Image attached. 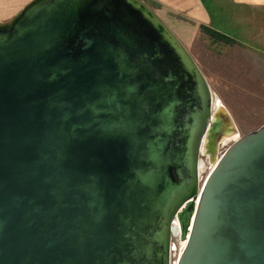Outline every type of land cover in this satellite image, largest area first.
<instances>
[{
	"label": "water",
	"instance_id": "95a60500",
	"mask_svg": "<svg viewBox=\"0 0 264 264\" xmlns=\"http://www.w3.org/2000/svg\"><path fill=\"white\" fill-rule=\"evenodd\" d=\"M217 103L146 0L0 21V264H264V123Z\"/></svg>",
	"mask_w": 264,
	"mask_h": 264
},
{
	"label": "rangeland",
	"instance_id": "374dc122",
	"mask_svg": "<svg viewBox=\"0 0 264 264\" xmlns=\"http://www.w3.org/2000/svg\"><path fill=\"white\" fill-rule=\"evenodd\" d=\"M30 1L0 0V21L11 19ZM165 17L204 71L214 100L223 103L232 113L239 134L243 135L261 126L264 123V58L251 46L256 41L262 44L264 33H261V38L254 31L242 34L247 36L248 41L243 42L249 46L224 44L214 41L183 15L168 14ZM232 142L233 137H229L220 145L218 158ZM201 158L205 163L201 175L203 179L208 177L218 159L212 162L210 155L205 152H202ZM173 243L172 264H175V238Z\"/></svg>",
	"mask_w": 264,
	"mask_h": 264
},
{
	"label": "crops",
	"instance_id": "0c3cea01",
	"mask_svg": "<svg viewBox=\"0 0 264 264\" xmlns=\"http://www.w3.org/2000/svg\"><path fill=\"white\" fill-rule=\"evenodd\" d=\"M168 22L166 15L179 14L187 17L192 24L215 26L231 33L238 44L248 41L246 32L254 31L260 38L264 33V0H146ZM258 17V18H256ZM170 25V23H169ZM202 31V30H201ZM260 34V35H259ZM263 43L255 42L251 48L264 58ZM259 40V39H257ZM248 43V42H247ZM250 45V44H246Z\"/></svg>",
	"mask_w": 264,
	"mask_h": 264
},
{
	"label": "trees",
	"instance_id": "16d2710c",
	"mask_svg": "<svg viewBox=\"0 0 264 264\" xmlns=\"http://www.w3.org/2000/svg\"><path fill=\"white\" fill-rule=\"evenodd\" d=\"M201 30L207 33L214 41L221 42L224 44H236V39L231 33L219 30L215 26H205L201 25Z\"/></svg>",
	"mask_w": 264,
	"mask_h": 264
},
{
	"label": "bare ground",
	"instance_id": "6f19581e",
	"mask_svg": "<svg viewBox=\"0 0 264 264\" xmlns=\"http://www.w3.org/2000/svg\"><path fill=\"white\" fill-rule=\"evenodd\" d=\"M218 103H219V101L218 100H216ZM217 103V104H218ZM236 137H237V135L236 136H233V139H236ZM204 150V149H203ZM204 169H205V163H204V161L202 160V158L200 159V174L202 175V173H203V171H204ZM205 180V178H203L202 179V182Z\"/></svg>",
	"mask_w": 264,
	"mask_h": 264
},
{
	"label": "built area",
	"instance_id": "2783aa9c",
	"mask_svg": "<svg viewBox=\"0 0 264 264\" xmlns=\"http://www.w3.org/2000/svg\"><path fill=\"white\" fill-rule=\"evenodd\" d=\"M173 249H174V243H173ZM173 252V251H172Z\"/></svg>",
	"mask_w": 264,
	"mask_h": 264
}]
</instances>
